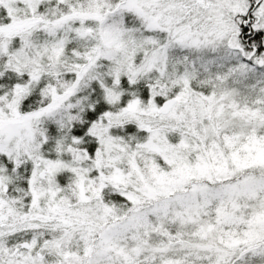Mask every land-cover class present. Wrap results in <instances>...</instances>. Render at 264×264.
Masks as SVG:
<instances>
[{
    "label": "snow or ice",
    "instance_id": "1",
    "mask_svg": "<svg viewBox=\"0 0 264 264\" xmlns=\"http://www.w3.org/2000/svg\"><path fill=\"white\" fill-rule=\"evenodd\" d=\"M0 264H264V0H0Z\"/></svg>",
    "mask_w": 264,
    "mask_h": 264
}]
</instances>
